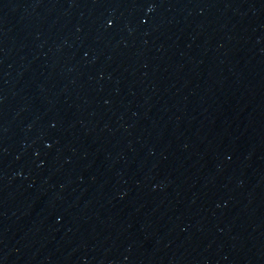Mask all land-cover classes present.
I'll list each match as a JSON object with an SVG mask.
<instances>
[{
	"label": "water",
	"instance_id": "water-1",
	"mask_svg": "<svg viewBox=\"0 0 264 264\" xmlns=\"http://www.w3.org/2000/svg\"><path fill=\"white\" fill-rule=\"evenodd\" d=\"M0 264H264V0H0Z\"/></svg>",
	"mask_w": 264,
	"mask_h": 264
}]
</instances>
